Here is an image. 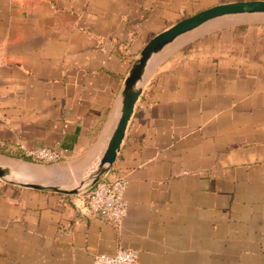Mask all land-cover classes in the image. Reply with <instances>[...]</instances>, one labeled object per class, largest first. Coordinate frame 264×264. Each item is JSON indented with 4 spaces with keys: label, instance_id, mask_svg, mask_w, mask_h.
I'll return each mask as SVG.
<instances>
[{
    "label": "crops",
    "instance_id": "1",
    "mask_svg": "<svg viewBox=\"0 0 264 264\" xmlns=\"http://www.w3.org/2000/svg\"><path fill=\"white\" fill-rule=\"evenodd\" d=\"M217 1L0 0V154L47 146L77 180L94 173L141 48ZM172 44L103 175L128 177L121 224L84 213L82 193L0 179V264L119 248L137 264H264V14Z\"/></svg>",
    "mask_w": 264,
    "mask_h": 264
},
{
    "label": "water",
    "instance_id": "2",
    "mask_svg": "<svg viewBox=\"0 0 264 264\" xmlns=\"http://www.w3.org/2000/svg\"><path fill=\"white\" fill-rule=\"evenodd\" d=\"M243 14H264V0H236L212 5L180 19L152 36L144 44L124 78L119 114L94 173L78 179L73 184L66 185L56 179L43 180L21 177V172H15L16 169L14 170L9 161H0V179L17 186L40 190L46 189L62 193L84 192L96 181L103 178L104 173L114 163L152 58L165 46L212 20Z\"/></svg>",
    "mask_w": 264,
    "mask_h": 264
},
{
    "label": "built area",
    "instance_id": "3",
    "mask_svg": "<svg viewBox=\"0 0 264 264\" xmlns=\"http://www.w3.org/2000/svg\"><path fill=\"white\" fill-rule=\"evenodd\" d=\"M24 154L39 162L54 163L60 160L59 152L47 146L26 150ZM127 185L128 177L126 176L99 179L82 192L84 213L98 216L113 225L121 224L128 209L125 198ZM93 262L94 264H137V252L129 248H119L112 254L94 255Z\"/></svg>",
    "mask_w": 264,
    "mask_h": 264
},
{
    "label": "rangeland",
    "instance_id": "4",
    "mask_svg": "<svg viewBox=\"0 0 264 264\" xmlns=\"http://www.w3.org/2000/svg\"><path fill=\"white\" fill-rule=\"evenodd\" d=\"M229 2V0H218V3ZM243 15H232V16H225L222 18H218L217 20H212L203 26L184 34L177 40L173 42L174 44H182L186 40L190 39L193 35L200 33L204 30H210L213 28H218L220 26L233 23L236 21L237 18L242 17ZM0 161H9L11 166L16 169L13 164L17 162V164H22L27 166V168L22 169L20 176L26 178H33V179H43V180H52L56 179L62 184H73L77 181V177H75V165L73 163H63L61 161H57L54 163H46V162H39L32 159L21 158V157H13L0 154ZM15 172H20L19 170H15ZM23 172V173H22Z\"/></svg>",
    "mask_w": 264,
    "mask_h": 264
},
{
    "label": "bare ground",
    "instance_id": "5",
    "mask_svg": "<svg viewBox=\"0 0 264 264\" xmlns=\"http://www.w3.org/2000/svg\"><path fill=\"white\" fill-rule=\"evenodd\" d=\"M13 166H15L16 169L19 170L20 172L22 171V169L27 168V166H24L21 163L20 164H17V162H16V164L14 163Z\"/></svg>",
    "mask_w": 264,
    "mask_h": 264
},
{
    "label": "trees",
    "instance_id": "6",
    "mask_svg": "<svg viewBox=\"0 0 264 264\" xmlns=\"http://www.w3.org/2000/svg\"><path fill=\"white\" fill-rule=\"evenodd\" d=\"M16 157H21V158H27V159H31L29 157H26L24 154L23 155H20V156H16ZM33 160V159H32Z\"/></svg>",
    "mask_w": 264,
    "mask_h": 264
}]
</instances>
